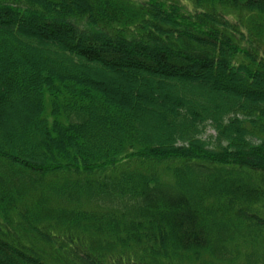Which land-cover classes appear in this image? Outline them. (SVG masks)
Returning a JSON list of instances; mask_svg holds the SVG:
<instances>
[{
	"label": "trees",
	"instance_id": "trees-1",
	"mask_svg": "<svg viewBox=\"0 0 264 264\" xmlns=\"http://www.w3.org/2000/svg\"><path fill=\"white\" fill-rule=\"evenodd\" d=\"M243 11L264 0H0V264H264Z\"/></svg>",
	"mask_w": 264,
	"mask_h": 264
},
{
	"label": "rangeland",
	"instance_id": "rangeland-1",
	"mask_svg": "<svg viewBox=\"0 0 264 264\" xmlns=\"http://www.w3.org/2000/svg\"><path fill=\"white\" fill-rule=\"evenodd\" d=\"M136 3H143L145 0H133ZM181 5L185 6L187 11H194V0H175ZM219 10H222L218 8ZM230 20L237 22L239 24V31L243 33L246 40H255V38L261 39L264 42V17L251 14L249 12H236L235 15H227ZM260 24L262 27H258ZM258 34H260L258 36ZM264 48V47H263ZM216 134L212 130H208L206 133V138L214 140Z\"/></svg>",
	"mask_w": 264,
	"mask_h": 264
}]
</instances>
